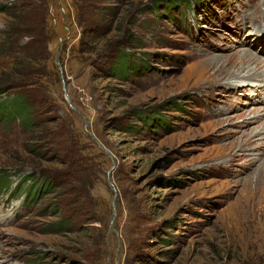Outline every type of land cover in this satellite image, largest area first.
<instances>
[{
  "label": "rangeland",
  "instance_id": "rangeland-1",
  "mask_svg": "<svg viewBox=\"0 0 264 264\" xmlns=\"http://www.w3.org/2000/svg\"><path fill=\"white\" fill-rule=\"evenodd\" d=\"M20 1L0 0L10 8L0 13V73L36 48L5 35ZM31 1L27 18L52 35L36 48L40 86L28 87L71 139L55 145L0 119V264H264V90L252 85L264 82V0ZM101 22L102 34H84ZM14 23L17 33L27 25ZM117 43L125 78L109 73ZM72 141L88 168L79 194L63 177L71 228L53 234L54 197L26 192L41 171L66 169Z\"/></svg>",
  "mask_w": 264,
  "mask_h": 264
},
{
  "label": "trees",
  "instance_id": "trees-1",
  "mask_svg": "<svg viewBox=\"0 0 264 264\" xmlns=\"http://www.w3.org/2000/svg\"><path fill=\"white\" fill-rule=\"evenodd\" d=\"M22 1V2H21ZM19 8H14L13 10L21 11L17 12L16 15L9 16L14 20L12 26L5 31V35L7 38L10 39L11 42H15V37L17 36H26L28 37V41L26 44V47H29V49H32L34 47L38 48V45L41 44L42 40H48L49 37L52 35L51 31L44 35L43 31L45 30V21L44 19H39L35 17L27 18L28 15H30V10L24 11L26 7L32 8L33 3L31 0H21ZM12 8V7H11ZM103 10H106L107 8H102ZM110 10V9H108ZM1 12H10V8H8L6 5H0V13ZM34 12V11H33ZM46 13V11H45ZM23 16H26L23 18ZM25 20L24 25H26L23 28V32L17 33V28L21 26V24L17 25L14 22L18 20ZM37 20V21H36ZM103 22V20H101ZM97 23L95 26L88 27L85 29L84 34L90 35V36H96L98 34H102V31L104 30L103 23ZM44 25V26H43ZM42 26V27H41ZM18 38V37H17ZM48 38V39H47ZM82 42V41H81ZM31 47V48H30ZM36 48L34 52L27 53L26 56L18 58L13 61L11 67L7 70L8 72H1L0 73V97L6 95L9 91H18L17 98L14 100V102L9 103L7 105H3L0 107V119L11 120L13 118H17L21 121V125L26 129L29 130V132H32V135H35V132L33 131L34 128H36V133L38 132L40 134V140H48L50 138L52 144L59 143V141H62V144L65 141H69L71 139L70 132L65 130L63 125H59V121H54L55 118L53 117H45L44 114L49 113L47 111L49 108L47 106L41 107L44 105V101H38L41 94V91H36L34 88L38 86L37 78L41 76V74L37 71V69L34 67V64L37 62L38 55L36 54ZM110 54H112L109 58L111 59V63H109V73L114 77H123L125 78L127 72L131 68L130 63L127 60L126 53H123L120 51V44L117 43L115 46L114 51H112ZM37 55V57H36ZM40 74V75H39ZM28 86H34L28 87ZM40 86V85H39ZM29 88V89H26ZM34 113H37L39 119L37 121L34 120L33 115ZM32 115V118L30 116ZM3 117V118H2ZM140 118V117H139ZM56 120H59L58 118ZM50 122L55 123V127H49ZM38 138V137H37ZM39 139V138H38ZM46 143V142H45ZM48 143V142H47ZM71 145L74 147V149L65 151V156L62 157L63 165H66V169L61 172H53V174H47L44 171H41V174L39 175V179L41 181H38L40 183V186L37 188V186H30L29 190L26 192V195H31V197H34V199H37L39 196L51 194L54 197L53 207H56L54 211H57L61 209V216L62 218L58 222H52L49 225L48 232L53 234H61L62 232H68L71 228L70 224V218L67 216V210H65L60 202V198L57 194L65 189L64 183H63V177L65 179L66 187H73L75 186V193L79 194V190H77V186L80 185V183L84 182L83 178L85 177V170L88 168L87 166V160L85 157L81 155L82 148L79 146V143L73 142ZM56 149V148H55ZM38 150H41V147L39 145H33V148L29 149V152L31 154H34L36 157L41 158L43 157L38 153ZM58 152V151H57ZM56 152V153H57ZM53 157L54 159L58 158L60 159V156L58 154ZM46 157V156H44ZM49 160V159H48ZM62 163V162H61ZM85 172V173H84ZM84 173L82 177H80V174ZM33 174V173H32ZM28 175L24 182H27V180H30L33 178L34 175ZM35 183V182H33ZM82 186V184H81ZM81 203H80V202ZM76 202L78 204H76ZM76 202L73 204V207L76 208V210H82L83 206L81 207L82 199L80 196L76 197ZM90 212V211H89ZM78 217H80L79 214L75 213ZM79 220V218H78ZM80 230V229H79ZM103 230V228H101Z\"/></svg>",
  "mask_w": 264,
  "mask_h": 264
},
{
  "label": "water",
  "instance_id": "water-1",
  "mask_svg": "<svg viewBox=\"0 0 264 264\" xmlns=\"http://www.w3.org/2000/svg\"><path fill=\"white\" fill-rule=\"evenodd\" d=\"M62 43H63V40H61L60 41V44H59V47H58V49H57V51H56V53H55V60H56V63L58 64V61H59V54H60V51H61V49H60V47H61V45H62ZM59 65V64H58ZM67 102L69 103V99L67 98ZM79 116H80V118L83 120V132L87 135V136H89V137H91L96 143H98L97 142V140H96V138H95V136L90 132V131H88L87 130V127H88V125H89V119L88 118H85L78 110H76V109H73ZM98 147L100 148V150L103 152V153H105V154H107L111 159H113L112 158V156L110 155V153L105 149V148H103L99 143H98ZM111 184V183H110ZM112 206H113V210L115 209V204H114V202L112 203ZM114 218V214H113V216H112V219ZM110 230H113L112 228H110Z\"/></svg>",
  "mask_w": 264,
  "mask_h": 264
},
{
  "label": "bare ground",
  "instance_id": "bare-ground-1",
  "mask_svg": "<svg viewBox=\"0 0 264 264\" xmlns=\"http://www.w3.org/2000/svg\"><path fill=\"white\" fill-rule=\"evenodd\" d=\"M239 72V71H238ZM235 76V75H234ZM230 79V78H229ZM236 81V80H235ZM249 82V78L248 79H246L245 80V83H241V84H239V83H237V82H234L233 83V85L234 86H239V88L240 87H246V88H248V86L250 85V83L248 84V83H246V82ZM256 84H257V86L259 87V89H262V90H264V82H262V81H256L255 83H253L252 85H254L253 87H257L256 86ZM262 87V88H261Z\"/></svg>",
  "mask_w": 264,
  "mask_h": 264
}]
</instances>
